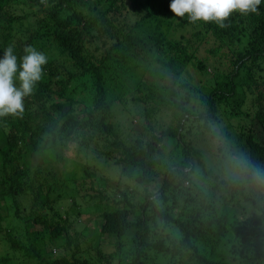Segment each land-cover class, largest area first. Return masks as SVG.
Returning <instances> with one entry per match:
<instances>
[{
	"label": "trees",
	"instance_id": "16d2710c",
	"mask_svg": "<svg viewBox=\"0 0 264 264\" xmlns=\"http://www.w3.org/2000/svg\"><path fill=\"white\" fill-rule=\"evenodd\" d=\"M170 2L0 0V56L9 46L18 57L29 46L48 56L42 80L24 98L23 113L0 118V194L13 202L19 223L18 197L38 200L29 217L37 234L26 232L25 244L16 228L5 230L1 238L11 251L0 264H95L76 258L79 244L65 220L50 224L40 211L52 210L53 198L74 201L75 186L84 188L87 180L103 186L93 169L87 172L96 138L107 149L91 152L93 160L128 169L129 179L143 188L153 184L158 169L164 171L161 186L146 193L142 204L132 205L122 193V202L106 208L96 228L118 239L116 252L130 246L131 264H156L145 259L150 252L170 255L177 264H232L207 257V248L214 250L230 233L241 252L254 251L264 233V184L252 179L253 172L264 175V4L256 13L231 14L221 28L175 17ZM128 5L130 23L119 14ZM135 61L155 77L148 86L127 72ZM115 111L134 120L130 140L112 122ZM211 149L221 154L217 163ZM69 159L85 177L64 181L57 166L49 165ZM232 166L237 175L224 173ZM98 190L89 197L100 200ZM242 204L256 215L238 213ZM48 236L64 238L63 249H74L70 257L47 260L35 241ZM96 256L115 264L99 248Z\"/></svg>",
	"mask_w": 264,
	"mask_h": 264
},
{
	"label": "rangeland",
	"instance_id": "374dc122",
	"mask_svg": "<svg viewBox=\"0 0 264 264\" xmlns=\"http://www.w3.org/2000/svg\"><path fill=\"white\" fill-rule=\"evenodd\" d=\"M127 10V11H126ZM126 10L123 7H120L119 14L121 21L126 20V22L130 23L132 21V18L130 17L129 11L130 6L128 5L126 7ZM130 18V20L127 19V17ZM132 15V14H131ZM133 17V16H132ZM134 19V17H133ZM182 33L186 34V31H182ZM206 60V58L204 59ZM222 61L223 58H220ZM145 63H140L139 61H135L132 64H129V66L126 68L128 69L127 72L132 73L133 75L131 78H135L137 81L136 84L145 85L148 86L152 81L155 79V77H150L147 75V73H143V68ZM138 66V67H137ZM148 68H146L147 72ZM157 76V75H156ZM87 82V81H85ZM197 83V82H195ZM77 83H73V85H76ZM112 85L110 81H107V85ZM239 99V97H238ZM118 106H115L114 109H116ZM35 108V107H33ZM36 109V108H35ZM83 107H77V110H82ZM114 117L112 122L115 124H119L120 132L122 135V138H127L130 140L133 136V133L135 132V126H134V120L131 119V117H126V114H116V111L114 112ZM8 121L11 120V116H7ZM234 126L237 125L236 120L231 121ZM228 122L225 120L223 123L224 127L228 132H232L231 129H229L228 126H226ZM147 125V124H145ZM235 128V127H233ZM216 138L213 144H217ZM220 141V140H219ZM103 141H99L98 138L94 139L91 143V152H102L105 149H107L106 145L103 144ZM89 154L90 157H88V170L87 172H91L92 169L95 172V176L97 179H100V183H102V187H97V185L94 183V180H87L86 181V187H81L80 184H77L79 186V191L73 190L74 195V201L65 199L61 202L62 199H52V210H42L40 213L42 215L47 214V221L50 224L55 223L59 220H65L68 224V233L69 236L72 239H76L79 247H78V253L76 255V258L89 260L90 262H93L95 264H108L104 261H100L96 256L97 249L103 250V252L106 254V256H114V262L115 264H120L122 261V264H131L133 259V254L131 251V248L129 245L125 246L118 252H116L118 247V239L112 238V237H106L99 232L96 231V228L100 225L102 222V215L106 208H114L117 207L118 202L122 200V193H128L129 201L132 205H140L144 202V196L146 193L152 194L155 191L158 190V188L161 186V182L164 177V171L163 169H158L157 174L153 177L154 182L151 186L148 188H143V186L139 184H135L134 181L132 182L128 175L129 170L123 169V168H117L113 165L112 162H109L108 164L103 163V159H99L98 163L93 160L92 154ZM211 160L214 163L218 162V159L221 158V154H216L214 149H211ZM64 159H66V156L71 158L69 154L62 153L61 154ZM235 159V158H233ZM49 165H56L57 174L59 175L60 179L71 180L72 177H74L77 180H80L81 178L85 177L84 169L81 168L79 163H75L74 161L66 160L61 163H56L51 160H49ZM20 163V162H19ZM46 165V164H45ZM49 165H46L49 167ZM17 166H20L18 163H14L13 168H16ZM47 167V168H48ZM53 168V166H51ZM224 173H229L232 175H237L236 167H226L224 170ZM90 183H94V190L90 191L89 186ZM1 188V187H0ZM74 188V187H72ZM98 188H101L98 190ZM3 189V188H1ZM97 190L101 192L102 196L101 199H92L89 196H95L97 195ZM19 203H20V210H21V217L23 221L19 223V220L15 219L13 216V202L8 200V198H4L0 194V212L3 215V221L0 223V261L3 257V255H6L8 252L11 251V249L4 245L1 235L4 234L3 232L5 230H11L13 228H16L19 233L22 234L24 240V236L26 235V232H29L30 235L32 232L37 234V229L30 227V221L29 217L32 218L33 213H31L30 208L32 207V204L35 202L38 203V200L35 201V199L31 196L27 195H20L18 197ZM122 202V201H121ZM124 204L120 203V207H122ZM4 206L6 208V212L2 211L1 207ZM238 213H246L249 215H256L255 210L252 206L242 204L240 206V209L238 210ZM161 226L162 223H159ZM30 227V228H29ZM29 230L27 231V229ZM236 235L234 234H228L226 238H224L221 243H219L216 247H214V250L210 251V247L207 248V257L209 260H212L214 262H225L226 263H232V264H264V233H262L261 237L258 239V241L255 244V249L251 253L241 252L243 247H239L236 242ZM97 244V249L95 248L96 245H90L88 242ZM24 243L26 244V241L24 240ZM36 245L43 251H47V255H49V258L47 260L53 261L56 260L62 256L64 257H70V255L73 252L72 247H66V249H63L64 246H66V240L64 238L59 239L56 241H51L49 236L42 239L40 237H37L35 241ZM237 249V250H236ZM19 253V252H18ZM147 254V252H146ZM16 257L20 258L21 255L15 254ZM150 259H146L147 262H152L156 264H177L179 261L175 260L173 261L171 259L170 255H167L168 257H164L162 255H157L156 253H149L148 254ZM255 257L258 259V261L255 260ZM259 261H262L261 263ZM21 264V263H19ZM25 264H35V262H27ZM191 264V263H188Z\"/></svg>",
	"mask_w": 264,
	"mask_h": 264
},
{
	"label": "clouds",
	"instance_id": "9594fccd",
	"mask_svg": "<svg viewBox=\"0 0 264 264\" xmlns=\"http://www.w3.org/2000/svg\"><path fill=\"white\" fill-rule=\"evenodd\" d=\"M264 0H171L169 10L175 17L186 18L192 24L215 23L225 27V21L233 13H256ZM48 56L29 46L18 57L12 46L0 56V118L17 116L24 111V98L33 93L44 76ZM254 182L264 184V175L252 173Z\"/></svg>",
	"mask_w": 264,
	"mask_h": 264
}]
</instances>
